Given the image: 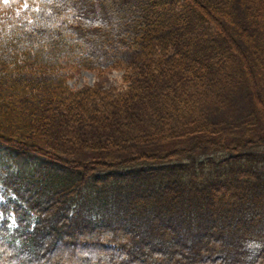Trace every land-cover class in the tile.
Instances as JSON below:
<instances>
[{"label":"trees","instance_id":"trees-1","mask_svg":"<svg viewBox=\"0 0 264 264\" xmlns=\"http://www.w3.org/2000/svg\"><path fill=\"white\" fill-rule=\"evenodd\" d=\"M0 198V264H264V0H39L0 27Z\"/></svg>","mask_w":264,"mask_h":264},{"label":"rangeland","instance_id":"rangeland-1","mask_svg":"<svg viewBox=\"0 0 264 264\" xmlns=\"http://www.w3.org/2000/svg\"><path fill=\"white\" fill-rule=\"evenodd\" d=\"M0 27L8 28L14 23L29 19L33 9H37L39 0H0ZM64 72L68 74L67 84L72 90H79L86 86H94L96 83L109 90L120 91L124 88L123 72L111 70L104 75H98L97 71L72 66H64ZM227 116V115H226ZM1 199V198H0ZM79 254V253H77ZM76 252H71L64 258V263H70L75 259ZM55 264H58L56 261Z\"/></svg>","mask_w":264,"mask_h":264}]
</instances>
